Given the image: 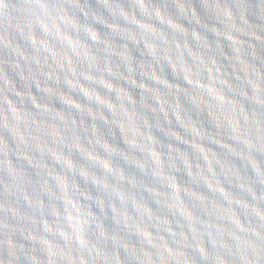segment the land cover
<instances>
[{
	"label": "water",
	"instance_id": "obj_1",
	"mask_svg": "<svg viewBox=\"0 0 264 264\" xmlns=\"http://www.w3.org/2000/svg\"><path fill=\"white\" fill-rule=\"evenodd\" d=\"M140 264H264V0H72Z\"/></svg>",
	"mask_w": 264,
	"mask_h": 264
}]
</instances>
